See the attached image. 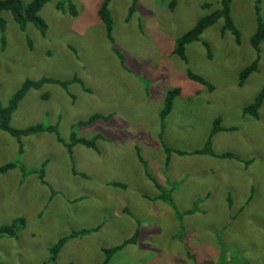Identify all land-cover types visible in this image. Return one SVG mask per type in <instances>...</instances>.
<instances>
[{"label":"rangeland","instance_id":"obj_1","mask_svg":"<svg viewBox=\"0 0 264 264\" xmlns=\"http://www.w3.org/2000/svg\"><path fill=\"white\" fill-rule=\"evenodd\" d=\"M100 1H47L38 12L44 32L32 22L21 29L2 13L1 105L26 79L80 80L28 90L11 126L52 124L68 141L78 121L96 113L108 118L74 128L79 137L104 139L96 140L98 151L75 145L71 157L53 132L22 136L19 152L17 138L0 129V165L15 161L27 169L26 176L19 166L0 174V224L25 219L17 237L0 236V264H51L56 239L87 228L93 231L66 241L57 264H101L103 248L132 237L108 264H264V102L258 117L242 111L264 86V40L257 70L239 83L255 57L254 0L230 4L239 42L219 19L184 45V57L177 38L218 0H135L127 20L132 0H110L109 34ZM259 8L264 21V0ZM174 88L180 94L161 132L160 110ZM217 116L231 129L212 136L213 151L237 158L173 152L165 164L161 140L201 148ZM41 166L48 184L35 171ZM172 182L178 185L168 206L158 195ZM207 244L219 254L210 256Z\"/></svg>","mask_w":264,"mask_h":264},{"label":"trees","instance_id":"obj_2","mask_svg":"<svg viewBox=\"0 0 264 264\" xmlns=\"http://www.w3.org/2000/svg\"><path fill=\"white\" fill-rule=\"evenodd\" d=\"M49 0H0V28L3 30L5 26V20L3 19L2 13L3 11L9 12L13 19L19 24L21 29H24L26 27L27 22H32L35 24V26L40 30V32H44L47 28V25L45 21L39 16L38 12L42 8V6ZM219 5L215 9H213L211 12H209L206 15L201 16L198 18L192 27L188 29L185 33H183L179 38H177V46H176V52L181 56L183 55V47L186 43H189L190 41L196 39L202 31L207 28L208 26L215 23L217 20L222 19L223 25L221 27L222 30L230 31L234 40L239 42L240 39V32L234 25V22L230 15V4L232 0H218ZM109 2L110 0H101L98 8V15L99 17L105 22L106 29L108 31V34L110 33V29L112 27V17L109 10ZM132 5L129 7V12L127 14L126 20L129 18V15L132 13V10H134V3L135 0H132ZM261 0H254V14L256 19V31L253 34V36L250 39V43L252 48L255 51V57L253 60L247 64L240 72V84L243 82L252 72L256 71L259 65L260 61V43L264 40V21L263 18L260 15V4ZM174 5V2H170V7ZM71 10H73V6H71ZM114 51L119 55L121 58V55L118 51L114 49ZM189 76L199 81L200 83H206V81L201 76H197L191 72H189ZM73 81H80L78 78L74 77L70 80H59L55 78H49V77H41L35 80L32 79H26L22 82V84L13 92L12 96L8 99V102L6 105L0 104V129L4 130L5 132L11 134L12 136L16 137L19 143V152L22 151V142L21 137L27 136L31 134H35L37 132L42 131H48L53 132L56 135L57 141L63 144V146L66 148V151L68 152L69 157H71L73 153V148L77 144H82L88 148H92L95 151H98L97 147V139L103 138L102 135L96 134L92 136L91 138H84L79 137L76 135L74 128L80 127L84 125L91 124L97 119H107L108 116H103L101 114H92L87 120L85 121H78L73 127L71 132L69 133V139L68 141L63 140V138L59 135V132L52 124L43 125L42 123H36L33 125H29L24 128H15L11 126L10 119L13 114V112L16 110L19 102L22 100V98L26 95L28 90L30 89H38L45 83H56L62 86L68 85L70 82ZM209 88L211 89V85L207 84ZM180 94L179 88L170 89L164 98V104L160 110V130L163 131L164 127L163 123L165 120V117L170 112L173 106V102L175 98ZM264 102V86L260 90V92L253 98L249 104H247L243 109V114H248L252 117H258V111L260 107L262 106ZM221 118L220 116H217L214 119L212 129L210 131V134L205 141L203 147L197 148L191 151L181 150L177 148H172L167 146L163 143L161 140L162 146L164 148L165 152V164H168L171 154L177 153L179 155H185V154H206V155H213L218 156L221 158H237V156L231 152H224L221 154H215L212 148V136L222 130H230L229 128H223L221 125ZM159 136H162L161 133ZM19 166L22 175L26 176L27 174L25 171L27 170L24 166L17 164L15 161H9L2 165H0V174H3L7 172L8 170H11L15 167ZM35 171L38 172V178L40 179L41 184H48L45 180V172L43 171L42 166L39 169H36ZM74 174H77L75 171H73ZM81 174V172H80ZM82 173L81 175L84 176ZM151 179L157 183V181L154 179L153 176H150ZM114 185L124 186L123 183L113 182ZM159 185V184H158ZM177 182L170 183V188L166 189H160V193L158 195L159 199H162L165 201L168 205H173V199H172V191L177 187ZM160 186V185H159ZM53 193V191H52ZM251 198V197H250ZM249 198V199H250ZM248 199V200H249ZM194 208H191L186 213H193ZM25 219L23 217H17L13 219L9 223H1L0 224V236H6V237H17L20 230H22L25 227ZM93 229H79V230H71L69 233L61 235L56 239V241L49 247V257L48 261L51 264H57L56 259L59 253V250L62 248V246L68 241L70 238L73 237H81L85 234H88L92 232ZM138 231V230H137ZM136 235L138 232L135 233ZM124 242V243H123ZM121 244L116 245L115 247L103 248L102 250L106 252V256H104V259L101 264H108L112 256L115 252L120 250L123 246H125L127 243H133L134 237L129 238L127 240H124Z\"/></svg>","mask_w":264,"mask_h":264},{"label":"crops","instance_id":"obj_3","mask_svg":"<svg viewBox=\"0 0 264 264\" xmlns=\"http://www.w3.org/2000/svg\"><path fill=\"white\" fill-rule=\"evenodd\" d=\"M106 138H107V136H106ZM110 138H112V137H110ZM99 139H104V138H99ZM99 139H98V140H99ZM158 183H159V182H158ZM173 191H174V190H173ZM160 200H162V199H160ZM162 201H163V200H162ZM164 202H165V201H164ZM173 202H174V200H173ZM165 203H166V202H165ZM167 205H168V204H167ZM168 206H170V205H168ZM205 251H209V252H210V253H209L210 256L212 255V256H214V257H215L217 254H219V251H218L217 249L213 248L211 244H207V245H206V249H205ZM186 252H187V254H189V250H187ZM214 252H217V254L215 255ZM212 253H213V254H212ZM206 256H207V255H206ZM207 257H208V256H207ZM218 257H219V255H218ZM208 263H209V262H208Z\"/></svg>","mask_w":264,"mask_h":264}]
</instances>
